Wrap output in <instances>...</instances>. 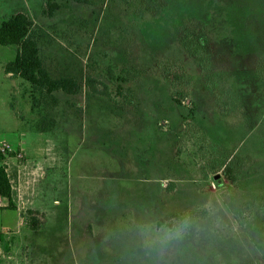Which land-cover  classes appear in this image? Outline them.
Listing matches in <instances>:
<instances>
[{"label": "rangeland", "instance_id": "rangeland-1", "mask_svg": "<svg viewBox=\"0 0 264 264\" xmlns=\"http://www.w3.org/2000/svg\"><path fill=\"white\" fill-rule=\"evenodd\" d=\"M91 1L49 17L43 0H0V22L27 15L51 37L53 75L81 85L54 94L40 133L29 84L4 73L16 49L0 46V138L15 151L1 164L17 206L0 264H264L259 0ZM167 67L189 82L180 106ZM122 69L141 75L118 85ZM188 211L179 239L153 243L159 220Z\"/></svg>", "mask_w": 264, "mask_h": 264}, {"label": "trees", "instance_id": "trees-1", "mask_svg": "<svg viewBox=\"0 0 264 264\" xmlns=\"http://www.w3.org/2000/svg\"><path fill=\"white\" fill-rule=\"evenodd\" d=\"M44 13L53 17L58 11L65 8L66 3L75 2L95 5L91 0H43ZM103 0H101V3ZM259 20L261 25L259 33L264 34V0H259ZM51 43V37L43 29L33 23L24 13L14 12L0 22V46H13L16 49L14 58L4 66V73L11 77H18L30 86L29 98L31 111H37L41 118L38 120L37 131L47 133L51 120H47V113L58 104L55 93L62 92L65 95H75L81 85L76 76L63 73L53 75L43 55L42 48ZM171 68L162 70L161 75L170 85V93L173 103L180 106L189 95V82H184V77L171 74ZM141 73L137 69H122L117 76L118 85L137 80ZM85 85L91 89V95H96L94 79L87 75L84 77ZM182 88V89H181ZM3 158L0 157V198L6 201L5 209H15L14 191L6 172L2 166ZM225 173L232 171L230 167H224ZM195 216L188 211L176 215L174 218L180 221H189ZM168 222V223H167ZM167 225L173 227L172 218L165 217L157 222V226ZM35 220H30V225L36 226Z\"/></svg>", "mask_w": 264, "mask_h": 264}, {"label": "clouds", "instance_id": "clouds-1", "mask_svg": "<svg viewBox=\"0 0 264 264\" xmlns=\"http://www.w3.org/2000/svg\"><path fill=\"white\" fill-rule=\"evenodd\" d=\"M187 226L186 221L176 222L173 227L168 225H162L155 230V237L153 243L160 245L161 247H167L174 240H177L182 235L183 229Z\"/></svg>", "mask_w": 264, "mask_h": 264}, {"label": "crops", "instance_id": "crops-1", "mask_svg": "<svg viewBox=\"0 0 264 264\" xmlns=\"http://www.w3.org/2000/svg\"><path fill=\"white\" fill-rule=\"evenodd\" d=\"M8 77H9V75H7ZM21 142L22 141H20V144H21ZM19 148V147H18ZM19 150L20 151H22V149H20L19 148ZM10 160H12V159H5L4 160V165L6 166L7 164L6 163H8V161H10ZM7 171V170H6ZM6 203H5V201L3 200V199H1L0 198V232H3L4 231V229H5V225H6V223H5V220H6V217L8 216L7 215V212H9L10 210H5V208H6ZM17 207V206H16ZM15 207V208H16ZM1 209H4V210H1ZM14 210H16V209H14ZM13 211V210H12ZM20 224H21V222H20Z\"/></svg>", "mask_w": 264, "mask_h": 264}, {"label": "built area", "instance_id": "built-area-1", "mask_svg": "<svg viewBox=\"0 0 264 264\" xmlns=\"http://www.w3.org/2000/svg\"><path fill=\"white\" fill-rule=\"evenodd\" d=\"M13 153H15V151L11 144L5 139L0 138V157H2L3 159H7ZM17 156L20 157L21 153H18Z\"/></svg>", "mask_w": 264, "mask_h": 264}, {"label": "water", "instance_id": "water-1", "mask_svg": "<svg viewBox=\"0 0 264 264\" xmlns=\"http://www.w3.org/2000/svg\"><path fill=\"white\" fill-rule=\"evenodd\" d=\"M216 179V178H215Z\"/></svg>", "mask_w": 264, "mask_h": 264}]
</instances>
